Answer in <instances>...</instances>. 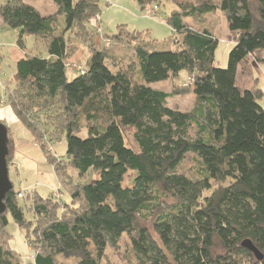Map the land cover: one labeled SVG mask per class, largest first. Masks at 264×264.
<instances>
[{"label":"trees","instance_id":"1","mask_svg":"<svg viewBox=\"0 0 264 264\" xmlns=\"http://www.w3.org/2000/svg\"><path fill=\"white\" fill-rule=\"evenodd\" d=\"M51 1L58 24L25 0H0V19L18 30V43L32 35L35 50L46 52L16 61L4 100L40 145L69 200L59 189L23 199L12 185L0 212V264H23L10 246L9 216L24 231L35 264L69 258L110 264L107 249L124 235L135 264H264V93L237 82L248 56L264 51V0H255L256 15L250 0L178 6L166 16L174 34L161 41L117 26L112 38L129 43L136 57L134 79L128 68L110 67L108 49L94 46L83 73L68 78L71 33L92 38L88 23L100 0ZM216 10L232 34L225 68L214 65L213 33L183 21ZM181 71L196 97L191 111L168 106V97L180 92L150 86ZM6 127L9 165L13 144ZM62 140L63 154L47 150ZM188 153L200 161L195 177L179 171ZM244 239L262 260L242 246Z\"/></svg>","mask_w":264,"mask_h":264},{"label":"rangeland","instance_id":"2","mask_svg":"<svg viewBox=\"0 0 264 264\" xmlns=\"http://www.w3.org/2000/svg\"><path fill=\"white\" fill-rule=\"evenodd\" d=\"M27 3L35 6L45 14H51L55 17L57 24L61 16L56 13L55 4L51 0H25ZM160 6L158 13L154 17L144 16V6L141 8L137 0H100V12L97 16L90 19L88 25L93 32L90 36L87 32L79 30L77 35L71 33L72 44L69 46V57L67 76L72 78L77 69H81L86 64L90 50L94 47L98 49L106 48L112 53V58L107 62L114 70L129 69L132 78H136L137 62L132 47L127 42H117L112 38L116 33L117 26L121 25L131 31L141 32L140 37L145 39L164 40L174 34L166 22V16L170 10L178 6L195 4L201 0H158ZM217 1V0H212ZM252 11L256 15L257 3L250 0ZM155 4V3H153ZM185 23L194 29L207 28L217 38L218 43L214 51V65L225 68L228 62V53L233 46L232 34L228 29L227 20L224 14L216 10L198 18L186 17ZM126 32H123V35ZM130 38V34L126 35ZM19 34L17 29L7 27L0 19V96L3 100L6 96L7 89L13 86V73L16 68V61L24 57L27 53L45 56L43 48L35 50V38L32 35H25L22 38V45L18 43ZM129 41V40H128ZM264 51H259L255 56H248L247 60L239 67L237 82L242 88H258L264 93ZM77 74V73H76ZM189 76L186 71H181L178 76L172 80H165L150 84L151 87L165 92L174 93L173 90L180 93L171 94L168 97V106L180 111H191L196 103V97L191 91ZM189 86V87H187ZM189 89V90H188ZM7 99V98H6ZM4 100L3 107L11 110L10 115L14 116V121L8 124L11 130L13 144V155H10L8 165L9 179L13 188L28 194L35 191L40 196H47L60 190L62 199L69 200V195L61 187L52 166L47 162L45 153L40 145L34 142L30 132L16 118L8 102ZM264 104V103H263ZM262 104V105H263ZM8 107V108H7ZM196 128L193 126L189 129V136L193 137ZM66 142L62 140L55 144H48L47 150L55 155L65 152ZM200 161L196 154L188 153L179 166V171L184 174L195 177L198 175ZM72 177L75 173L71 171ZM90 177L93 176L90 174ZM28 195L23 198L27 199ZM23 203V201H20ZM29 203V199L26 200ZM7 229L11 234L10 246L22 258L23 264L34 263V250L31 244L26 240L23 230H21L12 217L9 216ZM107 259L110 264H135L129 241L124 235L118 242V247L107 249ZM65 264H76L73 258H69Z\"/></svg>","mask_w":264,"mask_h":264},{"label":"water","instance_id":"3","mask_svg":"<svg viewBox=\"0 0 264 264\" xmlns=\"http://www.w3.org/2000/svg\"><path fill=\"white\" fill-rule=\"evenodd\" d=\"M7 127L0 121V212L4 210L3 199L6 193L12 188V182L9 179L8 165L6 156L7 148ZM242 246L250 250L257 260L263 259V253L252 243L250 239H244Z\"/></svg>","mask_w":264,"mask_h":264},{"label":"built area","instance_id":"4","mask_svg":"<svg viewBox=\"0 0 264 264\" xmlns=\"http://www.w3.org/2000/svg\"><path fill=\"white\" fill-rule=\"evenodd\" d=\"M156 13H158V7L157 5L153 4H146L144 6V16L145 17H148V18H151V17H154L156 15ZM78 72L80 73H83V68L81 69H77ZM2 87V83L0 82V88ZM3 104H4V100H3V97L0 96V109L3 107ZM18 197H21V198H25L26 197V194L23 193V191L21 190H18Z\"/></svg>","mask_w":264,"mask_h":264},{"label":"crops","instance_id":"5","mask_svg":"<svg viewBox=\"0 0 264 264\" xmlns=\"http://www.w3.org/2000/svg\"><path fill=\"white\" fill-rule=\"evenodd\" d=\"M56 7V6H55ZM40 11V10H39ZM41 12V11H40ZM42 14L46 15L45 12H41ZM8 108V107H7ZM9 111H7L6 107L2 109V111H0V119H2L3 121H5V123L14 121V116L10 115L11 110L8 108ZM10 112V113H9ZM8 125V124H6Z\"/></svg>","mask_w":264,"mask_h":264}]
</instances>
